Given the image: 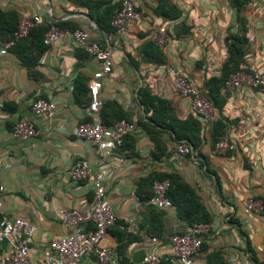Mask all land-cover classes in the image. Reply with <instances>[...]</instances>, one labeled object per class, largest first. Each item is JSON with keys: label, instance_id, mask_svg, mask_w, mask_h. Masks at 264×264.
Segmentation results:
<instances>
[{"label": "crops", "instance_id": "0c3cea01", "mask_svg": "<svg viewBox=\"0 0 264 264\" xmlns=\"http://www.w3.org/2000/svg\"><path fill=\"white\" fill-rule=\"evenodd\" d=\"M132 1L142 13V23L130 26L117 41L115 33L100 30L86 8L71 1L0 0L2 9L15 10L21 18L39 15L43 24L72 21L91 40L112 46L113 70L102 81L101 98L104 104L116 102L122 108L134 138L132 145L127 142L125 148L100 156L92 144L76 136L77 125L87 119L89 96L87 93L77 100L74 82L85 77L89 84L99 64L80 50L82 46L71 34H63L51 45L32 73L12 49L0 53V219L23 217L36 226L28 241L30 257L35 264H43L50 241L71 232L57 213L61 209H87L93 198L90 183L71 178L74 163L85 159L94 171H106L107 198L118 221L102 245L117 264H137L149 253L166 256L170 252L169 235L182 233L188 226L176 207L161 210L159 217L151 212L149 202H141L136 195L141 177L152 171L171 172L193 187L212 217L209 231L202 237L204 247L196 257L197 264H208V256L217 252L227 264H255L254 258L264 261V213L255 217L245 209L247 198L264 196V92L246 86L229 91L223 115L231 121L226 137L236 144L233 151L219 152L211 144V124L218 118L217 112L216 119H201L206 139L201 147L204 158L193 153L172 159L177 145L170 142V157L152 159L155 145L138 124L139 119L150 115L138 96L143 81L153 94L172 103L178 118L194 115L191 99L176 92L167 69H178L191 83L206 90L205 81L220 74L227 58L228 30L238 27L230 0ZM160 3L175 6L177 18L160 15ZM243 16L250 41L243 73L250 74L254 69H264V0H247ZM146 40L162 47L166 61L160 65L143 62L137 69L130 59L138 58V49ZM19 49L30 51L28 47ZM38 98L57 104L51 120L32 112V103ZM20 118L33 121L39 135L26 140L14 138L11 131ZM159 233L163 235L156 237L157 242L147 241L149 235ZM7 249V243H2L0 255ZM80 264L99 263L93 253H88Z\"/></svg>", "mask_w": 264, "mask_h": 264}, {"label": "built area", "instance_id": "2783aa9c", "mask_svg": "<svg viewBox=\"0 0 264 264\" xmlns=\"http://www.w3.org/2000/svg\"><path fill=\"white\" fill-rule=\"evenodd\" d=\"M119 4L120 7L113 16L111 24L115 28L117 41L123 38L128 28L142 23V13L137 10L132 0H106ZM43 19L39 15L22 17L19 27L11 40L3 41L0 37L1 54H6L19 38L29 34L31 28ZM69 33L74 41L94 57L99 69L92 75L89 82L88 95L90 103L86 108L87 119L80 122L75 134L95 147L98 155L103 156L120 148L124 143V137L131 132L132 124L121 119L111 126L103 122L101 108L104 104L101 98L102 81L113 70V48L90 39L89 34L83 29L73 32L60 31L52 28L44 35V44L53 45L59 41L63 34ZM243 70L232 75L222 93L235 88L246 86L253 90L264 92V69L253 70L252 73H243ZM168 74L172 80L176 92L191 99V111L202 120L216 119V110L212 103L204 96V91L194 85L178 69L169 66ZM32 112L45 120H51L57 112L55 101L38 98L32 103ZM11 134L16 139L26 140L39 135L35 123L27 118H20L13 127ZM236 144L230 138H221L215 144V150L219 152L233 151ZM192 152L190 145L182 142L177 145L172 159H178L180 155H188ZM1 165V161H0ZM10 166V164H8ZM71 178L75 181H86L92 185L93 198L87 209H61L57 218L61 224L71 229L66 235L50 241L44 252L43 264H80L82 258L88 253H93L99 264H117L107 247L102 241L108 230L115 225L117 216L112 204L107 198L105 185L106 171H94L89 161L78 160L71 169ZM170 186L169 180L156 181L153 185L154 194L149 204L160 210H166L173 206L167 196ZM0 186V213L3 211V199ZM245 209L251 216H259L264 213V203L261 199L249 197L245 201ZM210 224L193 223L188 225L182 233L169 235L170 252L166 256L157 253H149L137 264H197L196 257L202 251L203 235L209 231ZM36 231V226L23 217L0 219V245L7 243L8 249L0 255V264H35L30 257L28 241ZM147 241L155 243L156 237H148ZM133 264V263H129Z\"/></svg>", "mask_w": 264, "mask_h": 264}, {"label": "trees", "instance_id": "16d2710c", "mask_svg": "<svg viewBox=\"0 0 264 264\" xmlns=\"http://www.w3.org/2000/svg\"><path fill=\"white\" fill-rule=\"evenodd\" d=\"M79 7L86 8L90 18L94 20L98 28L107 34L115 33V28L111 24L112 19L119 4L112 3L106 0H68ZM247 0H230L232 8L236 12V20L238 27L235 31L228 30L225 38L227 46V58L220 68L218 76H211L205 81L204 96L209 100L216 112L218 118L212 122L210 130V140L213 148L215 144L226 137V129L231 121L223 115V110L229 98V92L222 93L223 88L230 80L231 76L243 70L245 56L247 54L249 41V26L243 16ZM157 12L168 19L177 18L179 12L175 6L160 3ZM21 17L15 10H5L0 7V37L3 41L11 40L14 33L17 31ZM58 27L61 31H70L81 29L80 25L72 21H64L58 23L43 24L39 23L31 28L29 34L19 38L10 48L22 60L24 66L30 73L39 63L40 57L49 49V45L44 44V35L52 29ZM106 45L105 42H102ZM28 47L29 52H24L19 48ZM20 50V51H19ZM82 52L90 55L85 48L80 49ZM34 51V54H33ZM79 54L77 58L79 59ZM132 64L138 69L141 63L163 64L166 61L162 47L153 40H146L138 49V58L131 57ZM88 79L85 77H77L74 82V93L78 100L80 96H86L89 90ZM89 96V95H88ZM140 103L144 106L147 115L146 120L141 118L138 124L144 128L149 138L154 143V150L151 152V157L154 160H161L163 157L171 156L168 150V143L172 142L176 145L184 142L191 146L195 156L204 155L201 152V147L205 144L206 139L203 134V125L201 119L196 115H190L186 119H180L176 116L172 103L158 95L152 93L149 85L144 81L138 90ZM90 98L86 103L89 105ZM103 122L107 126H111L121 119L129 120L126 113L116 102H108L103 104L101 108ZM127 142L133 144L134 138L131 132L124 137L123 145L118 149L125 148ZM169 180L170 186L167 191V196L171 200L174 207L178 211V215L187 223L209 224L212 221L210 213L206 210L200 198L196 194L192 186H190L177 173L157 172L152 171L149 174L141 177L137 182L136 195L141 202H149L154 194L153 185L156 181ZM261 199L264 203V196L255 197ZM152 207L151 212L156 216L161 217V210ZM118 221H116L117 223ZM115 223V224H116ZM163 233L149 235L150 237H161ZM204 243H202V249ZM255 264H264V261H259L254 258ZM163 264H168L164 262ZM208 264H227L220 253H212L208 256Z\"/></svg>", "mask_w": 264, "mask_h": 264}]
</instances>
